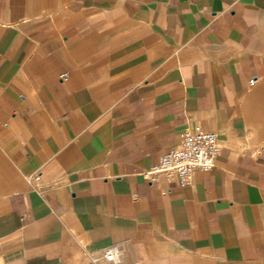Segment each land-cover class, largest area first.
Listing matches in <instances>:
<instances>
[{
	"label": "crops",
	"instance_id": "obj_1",
	"mask_svg": "<svg viewBox=\"0 0 264 264\" xmlns=\"http://www.w3.org/2000/svg\"><path fill=\"white\" fill-rule=\"evenodd\" d=\"M0 264H264V0H0Z\"/></svg>",
	"mask_w": 264,
	"mask_h": 264
},
{
	"label": "built area",
	"instance_id": "obj_2",
	"mask_svg": "<svg viewBox=\"0 0 264 264\" xmlns=\"http://www.w3.org/2000/svg\"><path fill=\"white\" fill-rule=\"evenodd\" d=\"M219 150L214 132L198 125L186 128L180 136L179 144L160 154L157 161L142 172L143 178L152 184L159 175H165L182 185H189L195 170L209 171L213 168ZM118 255L115 247L105 252L106 259L113 262L118 261Z\"/></svg>",
	"mask_w": 264,
	"mask_h": 264
},
{
	"label": "bare ground",
	"instance_id": "obj_3",
	"mask_svg": "<svg viewBox=\"0 0 264 264\" xmlns=\"http://www.w3.org/2000/svg\"><path fill=\"white\" fill-rule=\"evenodd\" d=\"M119 256V255H118ZM119 259V258H118ZM111 262H113V261H111ZM114 263V262H113Z\"/></svg>",
	"mask_w": 264,
	"mask_h": 264
},
{
	"label": "rangeland",
	"instance_id": "obj_4",
	"mask_svg": "<svg viewBox=\"0 0 264 264\" xmlns=\"http://www.w3.org/2000/svg\"><path fill=\"white\" fill-rule=\"evenodd\" d=\"M63 76H64V75H63ZM63 76H62V77H63Z\"/></svg>",
	"mask_w": 264,
	"mask_h": 264
}]
</instances>
